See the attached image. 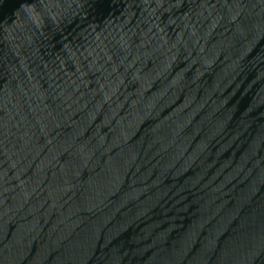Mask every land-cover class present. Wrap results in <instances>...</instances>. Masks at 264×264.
Returning <instances> with one entry per match:
<instances>
[{"label": "water", "instance_id": "95a60500", "mask_svg": "<svg viewBox=\"0 0 264 264\" xmlns=\"http://www.w3.org/2000/svg\"><path fill=\"white\" fill-rule=\"evenodd\" d=\"M0 264H264V0H0Z\"/></svg>", "mask_w": 264, "mask_h": 264}]
</instances>
